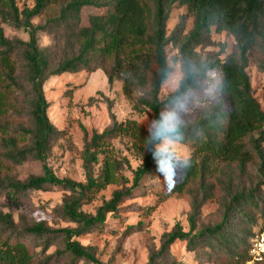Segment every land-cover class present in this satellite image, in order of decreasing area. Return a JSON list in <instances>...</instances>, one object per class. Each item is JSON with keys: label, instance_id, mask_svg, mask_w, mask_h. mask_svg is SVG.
<instances>
[{"label": "trees", "instance_id": "1", "mask_svg": "<svg viewBox=\"0 0 264 264\" xmlns=\"http://www.w3.org/2000/svg\"><path fill=\"white\" fill-rule=\"evenodd\" d=\"M174 4L186 6L195 18L193 30L179 44V56L206 61L227 81L228 90L223 97L225 104L221 101L187 124L184 144L193 152L192 168L182 180L171 184L168 192L160 194L154 205L135 208L151 214L173 195L185 198L190 205L189 230L176 224L163 234L160 248L147 264H169V247L176 240L185 241L187 251L214 264L250 260L249 251L264 229V224L257 222L264 219V196L257 190L228 194L217 223L197 222L206 200L220 190L222 165L235 164L243 172L257 159L258 172L264 175V113L252 95L246 71L249 55L255 52L256 68L264 72V0H33L31 6L22 8L17 0H0V190L17 200L26 191L57 185L67 194L53 213L72 224L51 228L37 222L18 229L11 214H0V264H50L63 259L67 264L79 260L102 264L93 248L75 237L106 232L107 214L132 208L120 207L132 189L144 177L158 178L154 160L144 148L147 128L133 119L113 120L85 140L79 152L83 181L60 178L45 160L52 143L64 138L66 131L49 121L43 85L53 75L100 69L109 84L121 82L122 94L133 109L141 113L147 108L152 119L156 118L169 96L161 101L158 95L169 40L166 20ZM84 7L99 10L87 16L86 24L80 17ZM35 19L39 21L35 23ZM2 22L22 29L28 39L6 38ZM222 31L233 37V50L222 58L200 60L195 48L210 44L212 32ZM43 32L53 41L40 47L37 34ZM198 82L189 79L184 85L186 94L196 91ZM122 137L131 141L140 160L132 170L130 186L124 174L130 168L129 161L113 145ZM28 159L42 162L43 173L20 180L13 169ZM109 185L120 188L94 213L82 210ZM231 215L236 220L231 221ZM136 228L129 226L127 234ZM51 247L54 250L44 255Z\"/></svg>", "mask_w": 264, "mask_h": 264}, {"label": "rangeland", "instance_id": "2", "mask_svg": "<svg viewBox=\"0 0 264 264\" xmlns=\"http://www.w3.org/2000/svg\"><path fill=\"white\" fill-rule=\"evenodd\" d=\"M32 4L33 0H17L20 8ZM97 12L99 10L94 7H84L80 16L82 24H86L88 15ZM38 21L39 19L34 20L35 23ZM194 22L195 18L188 12L186 6L174 4L171 7L166 20V35L169 39L165 47L166 55L174 54L179 57V44L193 30ZM1 27L4 36L8 39L23 41L28 39V33L22 29H16L5 22L1 23ZM37 39L40 47H45L53 41V38L44 32L38 33ZM210 40V44H201L195 48L200 60L222 58L233 50L235 44L233 37L224 31L212 32ZM246 71L250 77L252 95L264 113V72L256 68L255 52L249 55ZM198 83V89L187 94L193 101L185 117L187 124L194 122L214 106V104L194 102L199 95L203 80H199ZM43 91L48 102L49 121L56 129L66 131L64 138H58L52 143L45 160V164L60 178L83 181L84 172L79 152L82 151L85 140H88L93 133L104 130L113 120L133 119L145 128L153 120L149 109L146 108L141 113L133 109L132 102L122 94L121 82L114 81L109 84L105 72L100 69L93 72L80 70L53 75L44 83ZM168 95L167 89L162 85L159 90V99L163 101ZM221 101L225 104L224 98ZM113 145L117 153L125 156L129 161L130 168L126 169L124 174L128 178L127 186H130L132 170L137 167L140 160L128 138L116 139ZM261 148L264 153V141L261 142ZM259 163L255 159L243 172L235 164L222 165L220 190L217 196L206 200L201 208V216L197 224L217 223L222 214V203L230 193L245 194L257 190L264 196V175L258 172ZM42 166V162L28 159L15 166L13 174L18 179L25 180L31 175H42ZM171 184L167 177H144L137 187L132 189L130 198L120 205V207L132 205V208H127L131 211L126 209L108 213L105 219L106 232L85 234L75 239L80 244L93 248L95 256L102 264H147L150 255L160 248L163 234L170 232L176 224L184 231L189 230L187 218L190 205L183 197L173 195L167 198L148 215L135 209L138 205L144 207L154 205L160 194L168 192ZM119 188V185L107 186L90 203L82 206V210L94 213L96 208L109 200L113 191ZM66 194L59 186L50 185L43 190L26 191L19 194L17 200H11L0 190V214H11L18 229H21L23 225L37 222H44L51 228L72 226L70 223L57 219L53 213L54 207L61 203ZM234 219L231 215L230 220ZM257 222L262 225L264 219L258 218ZM129 226L137 227L136 231L127 234ZM185 245L186 242L181 240H176L170 245L171 262L169 264H214L187 251ZM53 250L54 248L51 247L44 255L50 254ZM50 264H67V262L63 259ZM76 264L93 263L79 260ZM244 264L255 263L247 261Z\"/></svg>", "mask_w": 264, "mask_h": 264}, {"label": "clouds", "instance_id": "3", "mask_svg": "<svg viewBox=\"0 0 264 264\" xmlns=\"http://www.w3.org/2000/svg\"><path fill=\"white\" fill-rule=\"evenodd\" d=\"M203 80L195 103L219 105L227 94L228 83L215 74L206 61H197L181 54L165 56L160 71V83L169 96L146 129L144 148L156 165L157 177H167L175 185L193 166V152L184 144L186 115L193 101L184 90L189 80ZM202 133H198L200 135Z\"/></svg>", "mask_w": 264, "mask_h": 264}, {"label": "built area", "instance_id": "4", "mask_svg": "<svg viewBox=\"0 0 264 264\" xmlns=\"http://www.w3.org/2000/svg\"><path fill=\"white\" fill-rule=\"evenodd\" d=\"M250 262L251 263H260L264 261V229L259 232L257 235L250 251Z\"/></svg>", "mask_w": 264, "mask_h": 264}]
</instances>
